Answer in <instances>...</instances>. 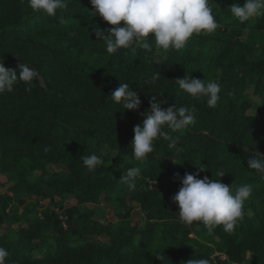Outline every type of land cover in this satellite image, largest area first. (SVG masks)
Here are the masks:
<instances>
[{
	"label": "trees",
	"instance_id": "trees-1",
	"mask_svg": "<svg viewBox=\"0 0 264 264\" xmlns=\"http://www.w3.org/2000/svg\"><path fill=\"white\" fill-rule=\"evenodd\" d=\"M210 2L220 27L194 35L184 49L165 52L153 42L151 53L108 54L93 27L107 35L113 26L92 15L90 0H68L69 10L56 16L33 13L26 0H0L5 67L28 63L39 73L30 93L18 82L0 95V246L7 264H264V174L247 168L250 156L264 158V17L241 24L228 8L243 0ZM185 76L218 82L217 107L179 89L174 81ZM119 83L138 93L137 110L111 99ZM153 96L167 101L164 108L194 107L195 123L183 132L165 126L179 138V155L160 138L141 163L131 150L133 128ZM105 149L104 164L88 171L83 157ZM137 166L141 178L130 192L119 179ZM217 170L226 172L222 183L253 189L232 234L181 223L171 200L185 173L217 179ZM45 200L61 213H33L29 203ZM100 202L111 206L112 219L94 217L88 205Z\"/></svg>",
	"mask_w": 264,
	"mask_h": 264
},
{
	"label": "clouds",
	"instance_id": "clouds-1",
	"mask_svg": "<svg viewBox=\"0 0 264 264\" xmlns=\"http://www.w3.org/2000/svg\"><path fill=\"white\" fill-rule=\"evenodd\" d=\"M27 6L33 13H44L56 16L69 10L68 0H26ZM95 9L92 15H99L103 21L113 27L104 31L94 26L97 39L103 40L108 54L127 49L135 52L137 48L146 53L153 51V42L157 50L179 51L186 47L194 35L214 33L220 25L216 21L210 0H90ZM230 14L244 24L252 19L264 17V0H243L228 8ZM61 22H63L61 17ZM123 22V26L121 25ZM153 34L149 39V34ZM39 78L38 71L30 64L19 65L18 69L5 67L4 57L0 56V95L12 93L18 82H23L26 92H31L32 82ZM157 77L154 75L153 80ZM185 94L194 99L205 98L209 108H216L220 101L221 86L214 80L198 78L176 79L174 81ZM234 94V93H231ZM111 99L122 106L124 110H137L141 104L138 93L130 89L128 83H119L111 92ZM166 100L153 96L149 101L147 115H144L142 125L134 126V136L131 140V150L136 161L143 163L154 151V142L163 138L168 141L170 149H177L178 137L164 130L165 126L172 132L187 131L195 123V108L175 105L162 107ZM50 151L49 147L44 152ZM107 149L97 155L92 153L83 157V166L88 171L95 170L104 164L103 156ZM247 168L264 174V158L252 155L247 160ZM203 171V166H200ZM225 171L217 170V179L207 176L198 178L199 173H185L180 179L178 191L171 200L178 205V219L185 225L194 222L201 223L208 234L217 227L232 234L236 231L238 221L244 217V205L252 194L249 184L227 185L220 178ZM141 178V168H128L121 175L119 182L126 185L128 191L137 188ZM8 250L0 246V264H7ZM158 259L165 258L159 254ZM186 264H210L207 258L189 259Z\"/></svg>",
	"mask_w": 264,
	"mask_h": 264
},
{
	"label": "rangeland",
	"instance_id": "rangeland-1",
	"mask_svg": "<svg viewBox=\"0 0 264 264\" xmlns=\"http://www.w3.org/2000/svg\"><path fill=\"white\" fill-rule=\"evenodd\" d=\"M27 166L33 174H37L38 171L36 168H33L30 165H27ZM29 205H30V208L32 210H34L33 213H41L46 208H50V209L53 208V209H55V211L57 213H59V214L61 213V210L58 208H54L53 205L51 204V202L48 200L29 203ZM66 205H67V203L65 201L60 202L61 208H65ZM88 207L94 211V217L96 219H98L102 222H105L109 219H112V211H111V206L109 204H107L105 202H100L97 204L88 205ZM134 215H135V213H134ZM135 218H137V215L135 216ZM223 258L224 257L221 256V259H223Z\"/></svg>",
	"mask_w": 264,
	"mask_h": 264
}]
</instances>
